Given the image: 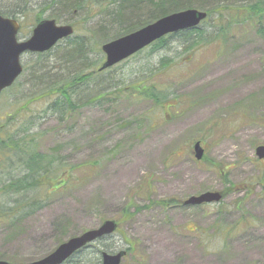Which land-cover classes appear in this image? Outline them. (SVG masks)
Masks as SVG:
<instances>
[{"label": "rangeland", "instance_id": "1", "mask_svg": "<svg viewBox=\"0 0 264 264\" xmlns=\"http://www.w3.org/2000/svg\"><path fill=\"white\" fill-rule=\"evenodd\" d=\"M34 1L30 16L17 18L19 41L31 36L33 15L46 6V0ZM45 11L44 18L59 14L60 25L71 20L56 8ZM85 15L78 21H85ZM83 21L75 35L85 34L97 22ZM246 33L222 52L201 50L188 64L157 76L182 99V107L171 116L151 102L116 95L83 107L67 123L44 116L45 106L31 107L39 117V150L61 147L65 157L67 168L55 186L71 179L44 198L42 208L37 204L40 208L35 205L30 214L21 211L13 220L0 222V261H39L68 240L113 220L119 221L120 233L92 245L85 260L102 250H130L122 264H264V160L256 157V148L264 146V44L254 30ZM53 53L21 58L22 78L0 98L4 141L3 128L14 130L10 118L37 90L30 77L35 66L60 65L59 54ZM184 53L167 55L179 62L186 60ZM144 58L128 62L122 71L126 81L158 67L159 56ZM199 139L204 162L194 159ZM71 167L76 168L69 172ZM205 192L226 196L215 205L182 206ZM23 198L10 196L0 202L11 209L13 201ZM171 199L177 204L170 208L164 202ZM126 209L133 216L128 217Z\"/></svg>", "mask_w": 264, "mask_h": 264}, {"label": "trees", "instance_id": "2", "mask_svg": "<svg viewBox=\"0 0 264 264\" xmlns=\"http://www.w3.org/2000/svg\"><path fill=\"white\" fill-rule=\"evenodd\" d=\"M44 4L45 8L33 15L32 25L35 26L45 19H52L58 23L59 14L50 15L48 18L43 16L45 9L49 11L55 8L60 14L71 16L67 24L72 25L76 32L80 30L79 25L83 21L82 19L78 21L77 18L83 14H86L83 21L85 24L86 20L88 23L97 22L88 28L85 34L75 35L54 48V53L59 54L56 60L60 65L35 66L30 77L31 81H35L36 92L23 100L24 104L14 117L10 118L11 122L15 121L14 130L10 132L11 127L7 128L6 125L3 128L2 136H6L7 139L4 141L0 138V167L3 168L0 171V198H3L0 200H7L6 198L10 196L24 198L13 201L11 209H7L1 201L0 222L13 220L22 213L21 211L30 214L37 204L42 208L43 199L71 179L68 178L69 180L58 188L55 186L59 179H62L61 170L67 168L65 157L62 155L61 147L52 148L45 153L39 150L42 140V135L36 132L39 117L33 115L31 107L45 106L42 110L44 116L56 118L60 123H67L83 107L116 95L124 99L151 102L155 108L165 110L164 114L171 116L177 112V108L182 107V99L167 86L159 83L156 79L158 75L172 69L174 65L188 64L201 50L213 48L222 52L234 44L236 37L246 35L247 30H254L257 38L264 44V0H46ZM35 6L37 4L34 0H0V15L26 19ZM186 10L204 11L208 18L198 28L157 41L125 61V65L99 71L104 60L103 45L132 34L161 18ZM176 45L178 47H175ZM180 51L185 52V61L177 62L167 55ZM51 53L53 52L36 55L43 58ZM141 56H144V59L159 56L158 67L148 69L142 76L135 75L134 79L126 81L122 71L126 72L125 66L128 62ZM194 102L197 105L199 101ZM201 139L198 141L202 143ZM205 159L206 156L203 162ZM97 164L93 163V166ZM82 167L83 165L80 168ZM75 168L71 167L69 172ZM223 194L226 196V192ZM174 203L177 204L173 199L164 202L170 208ZM40 205L37 207L40 208ZM125 214L128 217L133 216L129 209L125 210ZM120 231L119 229L118 232ZM122 236L130 248H134V243L126 235ZM108 238L110 237L102 240ZM91 247L78 252L65 264H102V254L109 252L102 250L95 253L94 258L85 260L86 250Z\"/></svg>", "mask_w": 264, "mask_h": 264}, {"label": "water", "instance_id": "3", "mask_svg": "<svg viewBox=\"0 0 264 264\" xmlns=\"http://www.w3.org/2000/svg\"><path fill=\"white\" fill-rule=\"evenodd\" d=\"M208 15L204 11L186 10L178 12L147 25L146 27L109 42L102 47L105 62L99 71L110 69L129 59L153 43L169 35L198 28ZM20 24L17 20L0 15V96L6 89L13 86L23 73L21 58L27 53L42 54L52 50L60 41L74 34L70 25H58L55 20H43L33 29L32 35L25 41L18 40ZM197 161L204 158L205 150L200 142L194 145ZM260 160L264 159V146L256 149ZM223 196L219 192H208L193 196L184 202L185 207L202 206L219 203ZM118 226L115 221H105L98 229L87 231L61 244L45 258L28 264H64L79 251L87 248L97 240L112 236ZM126 256L125 251L110 255L102 254V264H121ZM0 264H9L0 261Z\"/></svg>", "mask_w": 264, "mask_h": 264}]
</instances>
